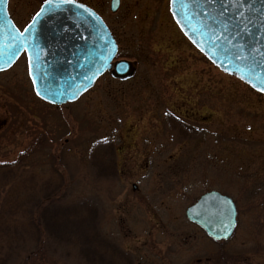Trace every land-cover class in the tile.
Segmentation results:
<instances>
[{"label":"rangeland","instance_id":"374dc122","mask_svg":"<svg viewBox=\"0 0 264 264\" xmlns=\"http://www.w3.org/2000/svg\"><path fill=\"white\" fill-rule=\"evenodd\" d=\"M83 1L100 6L117 59L134 61L137 73H106L55 106L35 93L27 56L0 72V264H82L65 236L50 252L36 238L32 205L54 187L74 211L97 201L114 264H264V94L198 49L170 0H122L116 12L111 0ZM10 2L21 27L43 0ZM212 189L238 207L226 241L186 217Z\"/></svg>","mask_w":264,"mask_h":264},{"label":"water","instance_id":"95a60500","mask_svg":"<svg viewBox=\"0 0 264 264\" xmlns=\"http://www.w3.org/2000/svg\"><path fill=\"white\" fill-rule=\"evenodd\" d=\"M8 3L0 0V71L25 51L32 82L36 78L35 92L44 101L74 102L107 70L122 79L135 74L132 61L113 62L117 42L89 6L76 0L45 2L38 13L44 12L21 31L9 15ZM112 4L116 10L119 0ZM170 6L182 31L204 55L264 93V0H246L243 5L240 0H170ZM185 213L214 240L229 239L238 223L234 199L217 190L202 194Z\"/></svg>","mask_w":264,"mask_h":264},{"label":"trees","instance_id":"16d2710c","mask_svg":"<svg viewBox=\"0 0 264 264\" xmlns=\"http://www.w3.org/2000/svg\"><path fill=\"white\" fill-rule=\"evenodd\" d=\"M53 189L58 191L57 187ZM56 191L51 190L45 196L42 195L38 203L35 202L32 205L33 214H31L30 220L32 222L35 220V234L36 238L41 241V250L44 252L53 250L55 248L54 240L65 236L71 245L76 248V256L82 259V264H114L113 259L108 258L109 253L113 256L114 253L105 248V238L102 237L103 235L99 231L100 215L98 209H96L99 208L97 201L85 198L80 205V209L74 211L61 204L64 196H57ZM85 221L87 223L86 227L90 230L87 235H83L84 225L81 226L78 223ZM67 224L72 226L66 227ZM109 245L112 247L113 243L109 242ZM113 251L125 254L117 246L113 248Z\"/></svg>","mask_w":264,"mask_h":264},{"label":"flooded vegetation","instance_id":"af4514ba","mask_svg":"<svg viewBox=\"0 0 264 264\" xmlns=\"http://www.w3.org/2000/svg\"><path fill=\"white\" fill-rule=\"evenodd\" d=\"M46 0H43V2L40 4V7L30 16V18H28V20H27V22L24 24V25H22L21 27H19L21 30H23L27 25H28V23L34 18V16H35V14L37 13V11L41 8V6H42V4L45 2ZM76 1H78V2H81V3H83V4H85V5H87V6H89V7H91V8H93L102 18H103V16L101 15V14H103V12L101 11V8H100V6H99V8L98 7H96L94 4H91V3H89V2H86V1H83V0H76ZM112 2H113V0H111L110 1V8H111V10L113 11V12H116L118 9H119V7H120V5H121V3H122V0H119V6H118V8L116 9V10H113V8H112V6H113V4H112ZM10 4H11V2L9 1V12H10V14H11V16H12V18L14 17L13 15H12V13H11V11H10ZM98 8V9H97ZM101 13H100V12ZM104 15V14H103ZM14 20V19H13ZM103 20L105 21V19L103 18ZM109 25V24H108ZM110 27V26H109ZM111 29V28H110ZM112 31V30H111ZM114 35V34H113ZM117 40V39H116ZM118 42V41H117ZM119 44V43H118ZM120 49V48H119ZM25 56V55H24ZM26 57V56H25ZM106 73H111V72H106ZM105 73V74H106ZM104 74V75H105ZM103 75V76H104ZM102 76V77H103Z\"/></svg>","mask_w":264,"mask_h":264},{"label":"snow or ice","instance_id":"6c2138e0","mask_svg":"<svg viewBox=\"0 0 264 264\" xmlns=\"http://www.w3.org/2000/svg\"><path fill=\"white\" fill-rule=\"evenodd\" d=\"M47 3H51V0H46ZM65 3H75V0H64ZM240 3L243 5L246 3V0H240ZM81 7H83V5H81ZM238 11H240V9L238 8ZM44 12V10L42 9L41 12L37 13V16L41 15ZM241 15H243V13H241ZM31 75V72H30ZM33 83H36V78L33 76ZM255 87V86H254ZM264 90V89H262ZM39 95V92L37 93ZM217 239H220L221 237L217 236Z\"/></svg>","mask_w":264,"mask_h":264}]
</instances>
